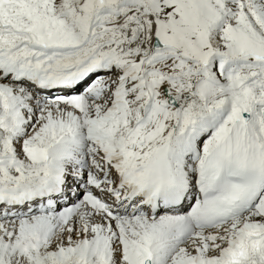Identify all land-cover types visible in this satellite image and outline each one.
Masks as SVG:
<instances>
[{"label":"snow or ice","instance_id":"6c2138e0","mask_svg":"<svg viewBox=\"0 0 264 264\" xmlns=\"http://www.w3.org/2000/svg\"><path fill=\"white\" fill-rule=\"evenodd\" d=\"M0 264H264V0H0Z\"/></svg>","mask_w":264,"mask_h":264}]
</instances>
